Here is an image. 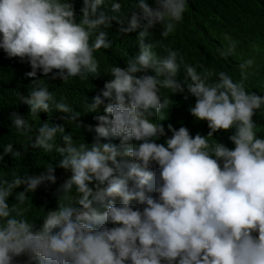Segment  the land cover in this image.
Wrapping results in <instances>:
<instances>
[{"label": "clouds", "instance_id": "clouds-1", "mask_svg": "<svg viewBox=\"0 0 264 264\" xmlns=\"http://www.w3.org/2000/svg\"><path fill=\"white\" fill-rule=\"evenodd\" d=\"M79 1L75 14L73 0H0V50L26 58L31 71L25 75L34 78L27 96L17 93L32 116L40 112L31 147L64 156L58 167L48 164L38 175L0 178V264H18L20 257L24 264H264V138L253 120L264 96L246 85L255 60L239 65L237 80L187 63L170 46L158 56L149 32L159 25L162 37L174 33L187 0H153L151 6L136 0L130 17L116 0ZM112 21L119 33L139 29L140 50L100 75L98 51L112 46ZM224 38L227 47L217 52L228 59L237 42ZM40 75L63 82L100 79L101 92L91 103L85 100L84 110L105 114L94 118V126L82 125L79 113L57 101ZM168 90L195 97L188 114L200 133L168 124L170 138L157 143L166 136L164 111L174 103L162 93ZM10 119L31 137L24 115L15 110ZM59 121L68 130L75 123L94 131L93 142L75 144ZM230 130L232 149L213 138ZM58 134L64 147L55 144ZM4 153L22 156L11 143ZM45 182L52 183L45 193L57 196L56 209L37 228L19 205ZM20 186L24 190L10 205Z\"/></svg>", "mask_w": 264, "mask_h": 264}, {"label": "trees", "instance_id": "trees-1", "mask_svg": "<svg viewBox=\"0 0 264 264\" xmlns=\"http://www.w3.org/2000/svg\"><path fill=\"white\" fill-rule=\"evenodd\" d=\"M78 2L82 4V1L73 0L75 14L78 9ZM116 2L123 5L122 15L127 14L130 17V11L135 7L136 0H116ZM146 2L151 6L153 0H146ZM187 5L188 8L183 14V21L177 26L174 33L168 37H162L159 25L152 28L156 30L149 32L148 39L158 45L154 50L156 54L162 56L164 54L163 49L170 46L179 50L187 63L202 64L205 68L216 72L225 71L237 80L240 79L239 65L244 60L252 58L255 60V64L247 70V90L264 96V0H187ZM119 27L115 21H112V26L107 29L108 39L112 46L98 51L100 75H104L110 66L125 62L134 50L138 52L140 50L137 40L139 29L134 31V34H125L118 32ZM225 35L237 42L235 53L228 59H224L217 52V49L223 50L227 47L228 41L225 40ZM29 71H31V67L26 58L23 60L19 57L10 58L3 50H0V156H2L0 178L11 179L13 172L20 175L25 173L38 175L48 164L55 168L58 167L64 158L55 149L50 153H45L42 149H32L31 147L35 140L36 129L41 125V120L38 117L40 112L37 116H32L29 112V106L17 98V93L23 96L28 95V89L34 79L25 75ZM53 72L55 74L56 70ZM38 73L39 70L37 75ZM183 75L182 70L181 79H183ZM38 78L43 79L48 84V88L54 93L57 101L69 104L73 112L79 113L77 119L82 125L94 126L97 122L94 118L105 114L103 110H84L85 100L87 99V102L91 103V98L101 92L100 79L82 80L79 77H73L67 82H63L59 78L54 80L42 75ZM162 93L169 96L174 103L168 110L164 111L167 118L160 121L165 128L166 136L160 137L156 142L163 143L166 138H170L171 132L167 129L168 124L177 130L184 126L193 136L198 133L199 131L196 129H200L201 125L188 114L189 108L194 106L195 97L187 91L171 94L168 90L166 93ZM15 110L24 115L32 126L33 131L30 138L11 126L10 116ZM49 113L70 115L55 109ZM253 120L258 127V135L264 138V106L257 110ZM59 123L65 126L66 133L71 132L75 144H79L83 139L89 144L93 142L94 131L80 128L75 123L72 124L73 128L68 130L69 124L62 121ZM203 125V130L206 131L203 135H207L209 131L207 122L204 121ZM232 134L231 130L228 132L219 131L213 135V138L218 143H223L232 149L234 145L228 139ZM101 142L107 141L101 140ZM112 142L119 143V140L116 139ZM9 143L12 144L13 150L21 152L22 156L12 157L11 154H1L4 146ZM55 144L57 147L65 146L62 138H59V134ZM68 171L71 175L70 170ZM51 186L52 183L45 182L34 192L26 193L28 199L24 204L19 205L24 210L25 217L34 221L37 228L41 226L47 211L56 209L53 203L57 196L53 192L45 193ZM89 186L93 187L94 182ZM23 190L24 186H20L13 191V195L8 198L10 205L17 202L15 194ZM134 206L142 208L139 205ZM111 226L109 225V227ZM17 259L18 264H24L26 257Z\"/></svg>", "mask_w": 264, "mask_h": 264}]
</instances>
